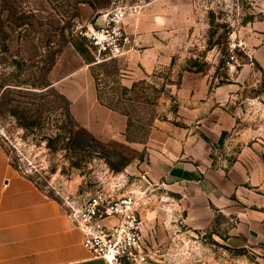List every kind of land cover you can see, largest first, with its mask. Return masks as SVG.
I'll return each mask as SVG.
<instances>
[{
	"label": "rangeland",
	"instance_id": "rangeland-1",
	"mask_svg": "<svg viewBox=\"0 0 264 264\" xmlns=\"http://www.w3.org/2000/svg\"><path fill=\"white\" fill-rule=\"evenodd\" d=\"M115 6L157 14L160 41L175 37L166 66L126 82L122 59L96 64V52L79 32ZM52 56L54 66L40 72ZM78 69L91 76L98 103L125 120L120 137L92 136L95 142L80 149L66 147L69 133L83 128L54 84ZM3 92L0 103L9 104L0 105V143L11 166L60 204L67 197L80 202L111 173L149 162L151 145L158 153L171 132L203 140L210 168L227 175L241 148L264 144V0H0ZM12 107L39 125L24 131L7 112ZM156 133L160 137L151 140ZM161 221L162 245L144 242L149 264H263L252 245L228 243V222L218 219L210 230L186 233Z\"/></svg>",
	"mask_w": 264,
	"mask_h": 264
},
{
	"label": "crops",
	"instance_id": "crops-1",
	"mask_svg": "<svg viewBox=\"0 0 264 264\" xmlns=\"http://www.w3.org/2000/svg\"><path fill=\"white\" fill-rule=\"evenodd\" d=\"M174 12L171 8L168 14ZM158 18L146 10L134 21H126L125 31L133 39L131 52L121 58L127 65L126 82L143 79L169 63L175 37L162 33L167 43L160 41ZM54 84L75 121L91 136L120 137L124 118L98 103L93 80L85 70L69 73ZM169 134L157 146L158 153L151 145L149 162L125 169L146 182L140 185L149 201L141 213L144 242L152 248L162 245L161 220H166L165 227L181 226L186 233H195L210 230L219 219L231 224L228 243L236 249L252 245L259 253L257 260L264 264V144L241 148L226 175L210 168V148L203 140L190 133ZM160 135L154 134L151 140ZM81 240L61 204L17 172L0 143V264H105L92 259Z\"/></svg>",
	"mask_w": 264,
	"mask_h": 264
},
{
	"label": "built area",
	"instance_id": "built-area-1",
	"mask_svg": "<svg viewBox=\"0 0 264 264\" xmlns=\"http://www.w3.org/2000/svg\"><path fill=\"white\" fill-rule=\"evenodd\" d=\"M139 13L137 6H115L79 32L96 52V64L124 58L131 52L133 39L126 33L125 23ZM131 178L126 170L111 173L82 201L62 200L67 220L81 233V246L92 259L105 264H149L141 218L149 204L147 190L140 186L146 182Z\"/></svg>",
	"mask_w": 264,
	"mask_h": 264
},
{
	"label": "trees",
	"instance_id": "trees-1",
	"mask_svg": "<svg viewBox=\"0 0 264 264\" xmlns=\"http://www.w3.org/2000/svg\"><path fill=\"white\" fill-rule=\"evenodd\" d=\"M75 48V50H76V52L77 53H79V54H82L83 53V50L81 49V48H79L78 46H75L74 47ZM54 58H55V56L53 57H51V58H49V60H48V63H47V65L46 66H44L43 67V70L42 69H40V72H44V74H48V72L51 70V68L54 66ZM16 64V63H15ZM17 66H18V64H17ZM22 85H24V84H22ZM5 86H14V87H16V85H10V84H8V85H5ZM50 85H47V84H39V86L38 87H41L42 89H46V88H48ZM10 88V87H9ZM5 89L4 90V92H6V90H11V89ZM4 92L2 93V95L0 96V101H2V99H3V94H4ZM58 97H60V96H58ZM60 98H62L63 99V97L61 96ZM64 100V99H63ZM65 101V100H64ZM66 102V101H65ZM9 103H8V101L7 102H5V104H1L0 103V105L2 106V105H8ZM16 110H17V108L16 107H12V108H9V110H7V112L12 116V117H15L17 120H19L20 121V125H21V128L24 130V131H28V130H30V129H32V128H34L35 126H37V125H39V124H37L35 121H29V122H25V120H26V118H25V116H26V113H22V114H17V112H16ZM67 117H68V111H67ZM70 117V116H69ZM77 127V126H76ZM221 137H222V135H221ZM221 137H220V140H219V142H221ZM95 142V140L92 138V136L87 132V131H85V130H83V129H81V128H79L78 129V132L77 133H74V134H72V133H69V139H68V143L66 144V147L67 146H75L76 148H83L84 147V145H85V143L86 142Z\"/></svg>",
	"mask_w": 264,
	"mask_h": 264
}]
</instances>
